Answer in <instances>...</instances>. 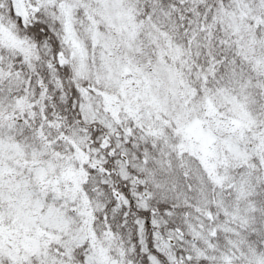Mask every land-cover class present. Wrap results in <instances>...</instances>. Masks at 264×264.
I'll return each instance as SVG.
<instances>
[{
    "label": "snow or ice",
    "instance_id": "snow-or-ice-1",
    "mask_svg": "<svg viewBox=\"0 0 264 264\" xmlns=\"http://www.w3.org/2000/svg\"><path fill=\"white\" fill-rule=\"evenodd\" d=\"M0 264H264V0H0Z\"/></svg>",
    "mask_w": 264,
    "mask_h": 264
}]
</instances>
